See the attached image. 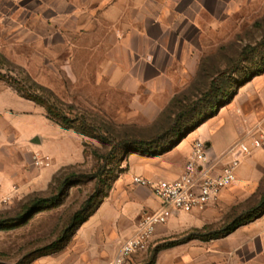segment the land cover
I'll list each match as a JSON object with an SVG mask.
<instances>
[{"label": "rangeland", "instance_id": "1", "mask_svg": "<svg viewBox=\"0 0 264 264\" xmlns=\"http://www.w3.org/2000/svg\"><path fill=\"white\" fill-rule=\"evenodd\" d=\"M53 14V0H0V220H15L0 227V264H22L33 253L57 242L89 201L90 208L82 215L87 221L75 229L63 251L82 228H105V240L98 241L96 247L111 251L104 260L109 262L125 239L134 235L145 214H122L124 218L114 214L117 218L112 223L104 219L106 214H99L91 221L117 182L128 181L125 174L130 155L144 154L130 149V145L116 146L125 140L152 141L165 133L182 107L200 99L219 72L236 65L264 39V0L239 4L231 17L223 19L221 31L210 37L196 90H184L187 93L180 98L181 105L174 106L157 125H150L131 111L128 93L105 85L103 89L97 75L84 74L90 61L72 59L71 32L55 27ZM101 63L102 59H93V66ZM75 70L82 71L78 80L73 75ZM246 77L250 81L236 88ZM19 86L39 92L53 110L22 98L16 90ZM225 86L240 92L238 100L245 111H238L242 124L249 126L246 139L257 129H264V47L254 51ZM198 110L202 116H211L210 111ZM59 115L69 117L73 128L66 129L55 120ZM180 140L174 135L163 146L169 150ZM41 159L50 165L38 164ZM252 171L251 178L239 179L216 204L158 228L138 264H156L162 252L159 264H172V257L180 260L181 253L187 252L179 247L183 243L198 244L201 236L220 233L234 221L258 211L264 195V167ZM98 173L103 174L101 178L83 177ZM125 191L131 199L139 196L130 183L125 184ZM121 194L116 196L124 203ZM56 196L57 202L20 220L36 201ZM89 241L87 238L88 245ZM60 253L38 258L32 264H54ZM70 258L75 261L76 257L68 250L62 259L68 263Z\"/></svg>", "mask_w": 264, "mask_h": 264}, {"label": "crops", "instance_id": "2", "mask_svg": "<svg viewBox=\"0 0 264 264\" xmlns=\"http://www.w3.org/2000/svg\"><path fill=\"white\" fill-rule=\"evenodd\" d=\"M248 2L253 0H53V22L55 27L68 28L71 32L72 59L90 61L84 74L97 75L103 89L105 85L128 93L131 96V111L140 114L146 124L152 125L173 98L194 81L210 37L221 31L223 19L231 17V12H236L239 4L243 6ZM96 58L102 59L101 66H93V59ZM81 73L73 71L75 80ZM238 95L240 92L231 103L219 109L216 116L181 139L168 153L156 157L131 154L125 174L128 181L120 179L117 182L113 194L100 206L91 221L99 214H106L104 219L112 223L117 217L124 218L122 214L160 210V200L148 189L134 185L133 177L153 181L178 178L196 140L209 144L210 158L220 166L232 161L231 150L242 142L251 143V136L247 139L245 136L249 126L242 124L238 111H245ZM251 155L254 156L242 161L238 180L251 178L252 170L264 167V152L255 150ZM129 183L139 194L138 198L131 199L127 195L125 184ZM120 191L124 194V203L116 196ZM183 216L175 215L169 222L174 224ZM103 229L85 227L79 230L54 264H108L120 248L109 262L104 261L112 253L96 247L98 241L103 243L105 240ZM109 229L113 230L112 227ZM107 234L111 235V232ZM113 235L114 232L110 240H113ZM197 242L192 244L190 241L179 246L187 252L181 253L180 260H173L172 257L171 263L264 264V217L239 228L226 238ZM68 250L75 255V261L70 258L67 263L62 259ZM163 254H159L156 264H159Z\"/></svg>", "mask_w": 264, "mask_h": 264}, {"label": "built area", "instance_id": "3", "mask_svg": "<svg viewBox=\"0 0 264 264\" xmlns=\"http://www.w3.org/2000/svg\"><path fill=\"white\" fill-rule=\"evenodd\" d=\"M209 149L206 142L196 140L182 174L176 179L153 181L133 177V184L148 189L160 200L162 207L143 214L134 235L122 243L108 264H138L148 252L158 226L167 224L175 215L201 212L216 204L238 182L242 161L255 150L264 152V129L254 132L251 143L242 142L231 150L233 160L223 166L210 158ZM37 163L50 165L44 159Z\"/></svg>", "mask_w": 264, "mask_h": 264}, {"label": "trees", "instance_id": "4", "mask_svg": "<svg viewBox=\"0 0 264 264\" xmlns=\"http://www.w3.org/2000/svg\"><path fill=\"white\" fill-rule=\"evenodd\" d=\"M262 47H264V39L259 44H257L252 50L244 53L241 60L236 65H234L231 68H228L227 70H224L223 72H219L212 79L210 86L207 88L205 93L203 95L202 94L199 95L201 96L200 99L194 101L191 106L182 107L181 111L175 116L173 124L165 133L158 135L154 140L148 141V142L139 141V140H125V141L120 142V144L116 147L119 148V147L130 145L129 146L130 149L135 150L136 152L140 151L144 153L142 155L144 157H155L158 155L166 154L169 151H171L178 142L175 144L174 143L171 144V148L169 150L165 149L163 145H165L168 141H170L172 136L174 135L179 136L181 139L186 138L189 134H191L193 131H195L201 125H203L205 121H207L211 117L216 116L219 109L231 103V101L237 95L238 89L233 90L232 88H229V89L226 88L225 86L226 82L229 81V79H233L236 73H238L240 66L243 64V62H245L254 51H257L258 49ZM202 63H203V60H202ZM202 63L197 73V76L195 77L194 81L191 83V85L188 88V92H190V90L192 89L196 90L197 88L196 81L198 77L200 76V73L202 70ZM257 76L258 75L253 76V77H257ZM248 78L249 77H246V81L242 84L237 85L236 88H241L246 83H248L250 81V79ZM38 88L39 90H41V87H38ZM16 90L22 98L32 101L39 106L47 107L49 110H53V106H51L49 102H44L41 99V94L39 92L34 91V90L31 91V90L26 89L25 87L22 88L21 86L17 87ZM186 91H184L183 93H180L179 95L173 98L170 105L161 113L160 117L155 123H153V125H157L162 120V118L165 116V114L171 112L170 110L174 106L181 105L180 98L182 97V95H185L187 93ZM200 108L204 111H210L211 116H208L207 114L202 116L201 114L202 112L198 110ZM57 117L58 119H55V120L59 121L60 124L64 128L66 129L73 128V121H71L69 117L63 116V115H59ZM79 133L83 135L86 134V132L84 131H81ZM145 149L148 150V153H147L148 155L145 154L146 153ZM102 175H103L102 173H98L96 175H88V176H83V177L90 178V179H96V178H101ZM73 177L75 178L77 176L73 175ZM58 199L59 197L56 196L54 198L41 199V200L36 201L34 204H32V206L26 212V214H23L20 217V220L27 219L31 215L30 213L32 211L40 207H47L51 204H54L55 202L58 201ZM90 205H91V202L89 201L82 207V209L79 212H77L74 215V217L69 223L67 230H65L62 233L60 239L57 242L43 248L42 250H38L37 252L33 253L28 258H26L25 262H23L22 264H32L38 258L62 252L65 249L66 245L68 244L70 238L74 235L75 229L78 228L82 223L87 221V219L85 217H82V215L90 208ZM257 210L258 211H256L254 214H251L249 218L247 219H239V220L234 221L224 231L220 233L211 234L208 236H201L199 240L203 242H209V241L223 239L229 236L230 234L234 233L239 228L254 222V220H256L257 217L264 215V195L262 197V200ZM14 221L15 220L13 219L0 220V227L8 225V224H12L14 223Z\"/></svg>", "mask_w": 264, "mask_h": 264}, {"label": "water", "instance_id": "5", "mask_svg": "<svg viewBox=\"0 0 264 264\" xmlns=\"http://www.w3.org/2000/svg\"><path fill=\"white\" fill-rule=\"evenodd\" d=\"M207 146L209 147V144H207Z\"/></svg>", "mask_w": 264, "mask_h": 264}]
</instances>
